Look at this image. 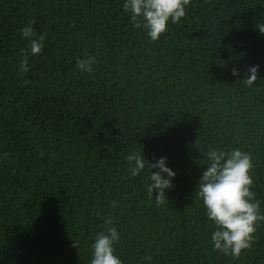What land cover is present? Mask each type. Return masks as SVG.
Masks as SVG:
<instances>
[{
	"label": "trees",
	"instance_id": "16d2710c",
	"mask_svg": "<svg viewBox=\"0 0 264 264\" xmlns=\"http://www.w3.org/2000/svg\"><path fill=\"white\" fill-rule=\"evenodd\" d=\"M125 2L0 0V264H90L109 215L123 264H264V221L235 259L213 250L196 196L209 148H239L264 214V0H191L156 42ZM30 20L40 55L19 32ZM85 52L91 73L76 67ZM132 152L167 157L166 204L148 198L147 162L130 174Z\"/></svg>",
	"mask_w": 264,
	"mask_h": 264
},
{
	"label": "clouds",
	"instance_id": "9594fccd",
	"mask_svg": "<svg viewBox=\"0 0 264 264\" xmlns=\"http://www.w3.org/2000/svg\"><path fill=\"white\" fill-rule=\"evenodd\" d=\"M191 5V0H126L124 11L131 15V22L136 28L143 27L150 41H159L162 34L168 31L169 21L179 23L186 17V9ZM35 20H30L27 25L19 29L21 36L29 43L31 55H40L45 47L46 33L38 34L34 29ZM258 29L264 34V25ZM23 59L20 61L21 73L29 71L28 53L22 49ZM97 63L96 57L84 53L83 58H78L76 67L82 73H91L93 65ZM259 65L249 68V75L243 80L252 87L258 79ZM233 75H239L233 69ZM7 155V154H5ZM130 165L132 176H137L146 167L150 171V184L146 191L149 200L155 196L157 207L166 204L168 198L165 190L173 187L171 178L176 173L167 167V157L160 158L156 163L146 160L138 152H132L125 158ZM208 165L198 183V196L206 209V214L216 225L212 235L213 250L238 259L243 252L252 248L255 233L260 222L264 221V214L260 211V201L251 189L254 186L252 170L255 165L251 153L234 148L230 152L222 149H212L206 153ZM158 169V171H153ZM164 174H167V178ZM117 201H112L115 208ZM105 231L96 234L91 245L92 258L90 264H123L116 255V245L120 242V233L113 225L111 215L104 219ZM74 246H78L77 242ZM151 256L145 260L150 261Z\"/></svg>",
	"mask_w": 264,
	"mask_h": 264
}]
</instances>
